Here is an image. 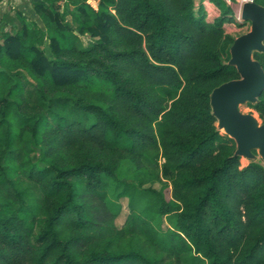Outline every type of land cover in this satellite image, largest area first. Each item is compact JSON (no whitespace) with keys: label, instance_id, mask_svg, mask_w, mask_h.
Listing matches in <instances>:
<instances>
[{"label":"trees","instance_id":"trees-1","mask_svg":"<svg viewBox=\"0 0 264 264\" xmlns=\"http://www.w3.org/2000/svg\"><path fill=\"white\" fill-rule=\"evenodd\" d=\"M97 1L34 2L41 24L18 13L0 34V264H264V166L242 168L210 103L240 78L222 58L233 10ZM250 105L264 122V92ZM111 194L129 199L122 228Z\"/></svg>","mask_w":264,"mask_h":264},{"label":"water","instance_id":"water-1","mask_svg":"<svg viewBox=\"0 0 264 264\" xmlns=\"http://www.w3.org/2000/svg\"><path fill=\"white\" fill-rule=\"evenodd\" d=\"M240 13L244 22L251 23V30L234 40L228 63L240 78L215 88L210 103L218 130L236 143L235 155L252 161L259 155L264 161V122L241 110L248 103H257L264 92V68L254 58L255 52L264 53V6L247 2Z\"/></svg>","mask_w":264,"mask_h":264},{"label":"rangeland","instance_id":"rangeland-1","mask_svg":"<svg viewBox=\"0 0 264 264\" xmlns=\"http://www.w3.org/2000/svg\"><path fill=\"white\" fill-rule=\"evenodd\" d=\"M223 2L226 3L228 6H230L231 9L233 10L232 17L234 19L233 23H226L225 24L226 34L229 37L236 39V38L240 37L241 35L248 33L251 30V23L244 22L242 19V16H241V18H239V13H240V8H241V5L239 4V2L237 0H223ZM92 5L98 7V3L95 1L92 2ZM200 5L205 10L206 19L208 21L213 20L215 17H218L221 14L220 7L217 4L213 3L211 0H199V1H197V7H199ZM35 19H36V21H38L40 23L38 16H35ZM81 41H82L83 47H90V46H92L95 39H93L89 36H83L81 38ZM230 49H231V47L229 46V49H228L229 51L227 50V52L224 51V53H222V58L224 61H228L229 58L231 59ZM241 110L244 113H253L254 115L259 117L257 112L252 108V106L249 103L242 106ZM261 121L263 122V120H261ZM221 132L223 134H225L224 131H221ZM36 158H37L36 155H33V159L36 160ZM253 162L260 163V164L264 165V161L259 155H257V158L254 161L241 157L242 168L249 165L250 163H253ZM145 163L149 168L154 169V168H152L154 165L150 161L146 160ZM159 163H160L159 165L161 167L163 161L161 160ZM160 167L155 168V170L159 173H161ZM133 173H134V168L131 166V164L127 161H122L120 163V167L116 173V177H117V179H120V180L125 181L127 183H135L137 186H139L138 182L135 181V179H134ZM150 187L155 188L157 190H162L166 193L167 197H169V198L171 197V184L165 180H163V182H159V181L154 180L153 178L148 177L147 180H145L143 188H150ZM108 203H109L112 211H114L117 214L116 225L119 228H122L124 226L126 220H127L129 213H130L129 199L123 198L120 200H114L113 194H111L109 196ZM176 219H177L176 214H170L168 216L159 218L155 222V226L162 233H166L168 230H176V228H177Z\"/></svg>","mask_w":264,"mask_h":264},{"label":"crops","instance_id":"crops-1","mask_svg":"<svg viewBox=\"0 0 264 264\" xmlns=\"http://www.w3.org/2000/svg\"><path fill=\"white\" fill-rule=\"evenodd\" d=\"M40 0H0V34L8 30L9 27L18 24L17 14L23 13V15L31 17L33 20L37 16L33 8V3ZM97 0H89L92 2ZM95 9L96 6L92 5Z\"/></svg>","mask_w":264,"mask_h":264},{"label":"built area","instance_id":"built-area-1","mask_svg":"<svg viewBox=\"0 0 264 264\" xmlns=\"http://www.w3.org/2000/svg\"><path fill=\"white\" fill-rule=\"evenodd\" d=\"M239 2V4L242 6L243 4L247 3V2H253L255 0H237ZM239 18H241V13H239Z\"/></svg>","mask_w":264,"mask_h":264}]
</instances>
